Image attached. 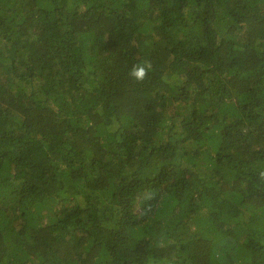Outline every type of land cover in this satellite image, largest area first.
Segmentation results:
<instances>
[{
    "label": "trees",
    "instance_id": "1",
    "mask_svg": "<svg viewBox=\"0 0 264 264\" xmlns=\"http://www.w3.org/2000/svg\"><path fill=\"white\" fill-rule=\"evenodd\" d=\"M260 171L264 0H0V264H264Z\"/></svg>",
    "mask_w": 264,
    "mask_h": 264
},
{
    "label": "clouds",
    "instance_id": "2",
    "mask_svg": "<svg viewBox=\"0 0 264 264\" xmlns=\"http://www.w3.org/2000/svg\"><path fill=\"white\" fill-rule=\"evenodd\" d=\"M152 65L151 62L145 61L142 63H138L133 66L130 70L129 75L137 82H142L145 77L148 75V72L151 71ZM258 179L264 182V171H260L258 173Z\"/></svg>",
    "mask_w": 264,
    "mask_h": 264
}]
</instances>
